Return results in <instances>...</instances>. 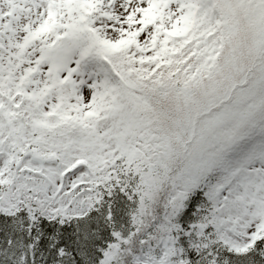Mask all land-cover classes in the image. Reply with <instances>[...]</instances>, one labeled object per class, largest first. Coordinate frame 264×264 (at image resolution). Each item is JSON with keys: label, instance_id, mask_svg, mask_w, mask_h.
<instances>
[{"label": "snow or ice", "instance_id": "1", "mask_svg": "<svg viewBox=\"0 0 264 264\" xmlns=\"http://www.w3.org/2000/svg\"><path fill=\"white\" fill-rule=\"evenodd\" d=\"M0 264H264V0H0Z\"/></svg>", "mask_w": 264, "mask_h": 264}]
</instances>
